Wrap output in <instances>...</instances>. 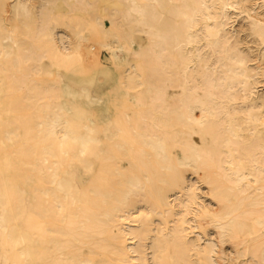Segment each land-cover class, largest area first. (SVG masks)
<instances>
[{"label": "bare ground", "instance_id": "1", "mask_svg": "<svg viewBox=\"0 0 264 264\" xmlns=\"http://www.w3.org/2000/svg\"><path fill=\"white\" fill-rule=\"evenodd\" d=\"M0 264H264V0H0Z\"/></svg>", "mask_w": 264, "mask_h": 264}, {"label": "rangeland", "instance_id": "2", "mask_svg": "<svg viewBox=\"0 0 264 264\" xmlns=\"http://www.w3.org/2000/svg\"><path fill=\"white\" fill-rule=\"evenodd\" d=\"M233 25H234L235 29L238 31V35H239L243 45L249 46L253 51V55H256L255 46L251 43V38L247 36L245 28L242 27L243 22H241L239 19L235 18V22ZM108 58H109V53L106 50H100L99 51L98 59L101 63H105Z\"/></svg>", "mask_w": 264, "mask_h": 264}]
</instances>
